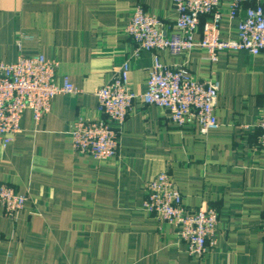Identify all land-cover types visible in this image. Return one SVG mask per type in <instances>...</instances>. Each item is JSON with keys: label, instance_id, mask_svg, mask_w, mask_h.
<instances>
[{"label": "crops", "instance_id": "0c3cea01", "mask_svg": "<svg viewBox=\"0 0 264 264\" xmlns=\"http://www.w3.org/2000/svg\"><path fill=\"white\" fill-rule=\"evenodd\" d=\"M139 4L177 32L174 0H0V60H17L24 35L25 54L57 60L56 83L68 78L82 90L57 95L39 121L26 110L14 140L0 145V181L29 198L15 219L0 205V264H264V153L255 151L264 53L223 51L216 62L200 47L135 56L126 28ZM220 9L221 37L237 39L244 8L234 18L228 0ZM155 53L220 81L219 128L179 127L165 109L138 99L116 159L76 152L74 123L103 117L95 91L128 60L130 87L145 92ZM164 170L188 208L219 211L217 245L203 258L144 209L145 183Z\"/></svg>", "mask_w": 264, "mask_h": 264}, {"label": "built area", "instance_id": "2783aa9c", "mask_svg": "<svg viewBox=\"0 0 264 264\" xmlns=\"http://www.w3.org/2000/svg\"><path fill=\"white\" fill-rule=\"evenodd\" d=\"M223 0H174L178 13L177 32L169 33L164 22L139 4L126 28L135 44L134 54L142 51L168 50L172 54L204 48L212 62L223 51H247L257 56L264 53V0H228L230 16L245 14L239 23L237 39L221 37ZM205 20L202 22V20ZM200 32L201 38L195 39ZM22 35L17 44L20 53L15 62L0 60V145L6 147L20 131L22 116L30 110L36 121L47 114L53 99L59 94H80L82 90L68 78L63 85L56 83L59 62L42 53L27 55L22 50ZM130 65L126 60L114 77L95 94L98 110L103 117L77 120L70 137L73 148L80 154H91L98 160L118 157L120 133L136 100L144 106L157 105L169 114L179 127L197 125L202 134L220 126L216 116L220 81L202 79L193 74L187 64L167 65L155 53L149 70L145 92H135L129 84ZM260 129L255 151L264 153V112L259 116ZM144 209L160 224L174 226L190 255L203 258L216 245L219 211L214 206L188 208L166 170L148 179L144 186ZM28 196L17 192L10 184L0 181V205L7 217L15 219L25 207Z\"/></svg>", "mask_w": 264, "mask_h": 264}]
</instances>
